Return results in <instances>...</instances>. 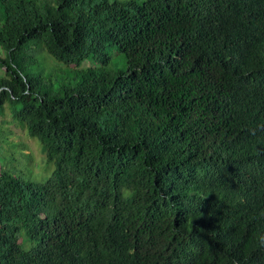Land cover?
<instances>
[{
  "label": "trees",
  "instance_id": "obj_1",
  "mask_svg": "<svg viewBox=\"0 0 264 264\" xmlns=\"http://www.w3.org/2000/svg\"><path fill=\"white\" fill-rule=\"evenodd\" d=\"M0 69V264H264V0H0Z\"/></svg>",
  "mask_w": 264,
  "mask_h": 264
},
{
  "label": "rangeland",
  "instance_id": "obj_2",
  "mask_svg": "<svg viewBox=\"0 0 264 264\" xmlns=\"http://www.w3.org/2000/svg\"><path fill=\"white\" fill-rule=\"evenodd\" d=\"M2 74L0 69V75ZM5 130L7 132L5 139L0 143V162L4 168L21 172L32 182H43L48 179L56 165L47 162L39 142L30 138L16 125L6 124Z\"/></svg>",
  "mask_w": 264,
  "mask_h": 264
}]
</instances>
